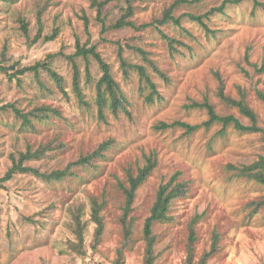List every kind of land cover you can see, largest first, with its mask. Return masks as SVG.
<instances>
[{
  "label": "rangeland",
  "instance_id": "rangeland-1",
  "mask_svg": "<svg viewBox=\"0 0 264 264\" xmlns=\"http://www.w3.org/2000/svg\"><path fill=\"white\" fill-rule=\"evenodd\" d=\"M125 1L98 0L106 2L99 17L92 0H0V178L12 167L13 157L29 149L51 146L42 157L24 163L49 173L67 168L103 141L112 140L95 165L74 164V175L61 181L18 172L3 183L0 264H115V260L144 264L146 219L159 186L177 173L188 191L171 206V218L154 225V264H186L191 227L196 235V261L211 250L218 235L217 249L207 264H264V207L258 205L264 199V185L238 174V168L264 155V133L239 131L230 125L220 134L221 123L201 125L209 118L205 108L190 107L208 99L217 113L251 123L220 96V76L226 95L240 99V88H245V101L264 128V100L258 95V90H264V72L254 66L264 62V0H259L263 6L254 12L253 0H243L212 14L206 21L215 33L187 17L182 18L181 26L171 20L156 22L176 0H133L131 20L137 25H155L108 28L120 18ZM223 1L189 0L176 5L171 13L176 17L186 12L199 15ZM21 17L28 24L27 32L21 27ZM157 26L179 40L174 42L177 49L171 48ZM40 29L41 37L35 40ZM56 29L57 37L46 41ZM77 42L94 45L110 63L128 98V113L106 109V121L99 118L96 83L102 70L92 56L89 61L76 58L83 92L80 99L69 58L76 52ZM121 45L128 63L146 66L161 97L155 94L149 102L151 88L138 71L130 68L129 75L124 74ZM128 45L144 48L151 61ZM50 54L54 55L50 66L61 75L65 91L44 68L39 79L34 71L20 72ZM43 103L56 107L60 114L52 113L43 121L32 118L29 126L22 124L12 107L29 111ZM177 120L201 126L192 133L178 126L156 127L161 121ZM153 154L156 167L138 188L125 218L131 228L128 238L121 184L129 186L130 175L137 174ZM92 197L106 202L101 211L105 230L95 247ZM76 206L82 207V219L87 223L84 254L68 248V241L76 239L71 228V210ZM119 249L124 257L119 256Z\"/></svg>",
  "mask_w": 264,
  "mask_h": 264
},
{
  "label": "trees",
  "instance_id": "trees-1",
  "mask_svg": "<svg viewBox=\"0 0 264 264\" xmlns=\"http://www.w3.org/2000/svg\"><path fill=\"white\" fill-rule=\"evenodd\" d=\"M93 3L97 6L98 9V15L100 17L101 11L103 8V5L106 2L100 3L98 0H92ZM133 0H126V5L121 6L122 14L120 18L114 23L111 24L108 28H121L125 26H131L136 29H143L145 27H148L150 25H155L152 23H142L140 25H137L134 21L131 20V16L134 14V6L132 4ZM189 0H176L174 4L172 5V8L166 9L164 12V16L162 19H156L155 21L160 24H165L168 21H172L177 25L181 26V20L183 17H187L193 21H197L200 23L207 32L209 33H215L214 29L210 28V26L207 23V19L210 18L212 14L215 12H223L225 7L228 4H234V3H240L243 0H224L221 5L214 6L207 12L203 14H194L191 12H186L181 14L180 16L176 17L172 15L171 9H173L176 5H178L181 2H188ZM254 7L253 12L258 6H263L262 2L259 0H253ZM21 27L23 28L24 32L28 31V24L25 21L24 18H20ZM88 18L85 17L86 24L88 22ZM161 33L163 34V37L167 39L169 42L171 48L177 49L175 47L174 42L179 41L175 37L169 36L166 32L161 30L159 26H157ZM107 30V27L103 23L102 32H105ZM59 30L56 29L51 36H46L45 40H54L58 35ZM41 37V29L39 30L36 38ZM34 40V41H35ZM77 50L74 54L70 55L69 58L73 61L74 65V79H73V85L75 90L78 93V96L81 100H83V92L81 90L80 86V70L79 67L76 64V58L79 56H82L87 61H89L90 56H92L99 64L102 75L99 78V80L96 83V102L98 106V115L101 120L106 121V109H110L115 114H118L120 110L126 111L128 113V107L127 104L129 103L128 98L125 96L120 84L115 79L111 65L110 63L106 62L104 58L101 56V54L96 50V47L90 46H81L79 42L76 44ZM131 49L140 52L145 59L150 60L146 56L145 49L140 46H132L128 45ZM249 48H247L246 53V60L249 61ZM124 46L121 45L119 47V56L121 57V66L123 68V72L126 76L129 75V69L134 68L138 71L141 78H144L146 82L149 84L151 88L150 94L147 95V99L149 102L154 101V95L157 94L158 97H161L159 94V91L157 90V84L156 82L150 77L149 73L147 72L145 65L140 64H132L128 63L123 55ZM54 55L50 54L47 59H44L42 61L37 62L35 65L28 66L23 68L20 72L24 73L27 71H34L37 78L39 79L40 69L44 68L46 69L54 78V80L57 82L59 87L62 91H65L64 89V83L61 75L57 73L56 70H54L50 63L52 61ZM151 61V60H150ZM152 63V62H151ZM155 70L160 73L161 75L165 76L164 71L160 70L156 65ZM254 66L256 67V70L259 72H264V62L259 66V64L255 63ZM89 73V72H88ZM90 74V73H89ZM219 75V74H218ZM90 77V75H89ZM220 80V96L222 99L233 106H236L240 112L248 117L251 121L250 124H244L239 118H237L235 115L229 114V115H221L217 113L215 110V107L213 104H211L208 99H205L203 102H193L190 107H200L205 108L209 114V118L207 121L202 123L201 125H204L206 127H209L213 123H221L222 129L219 131L220 134H224L227 127L232 125L236 130L239 131H246V132H263L264 128L260 127L258 124V118L256 112L248 105V103L245 101V88L241 87L240 90L242 91V95L240 99H236L231 97L230 95H226L224 91V81L219 76ZM40 81V80H39ZM41 83V81H40ZM41 85H43L41 83ZM258 95L260 99L264 100V90H258ZM13 111L15 115L22 119V124L25 126L33 125L32 124V118H35L39 121L46 120L48 118H51L52 113H55L56 115L60 114V110L56 107H53L47 103H43L40 105H37L33 107L29 111H24L14 105H12ZM187 107H189L187 105ZM35 125V124H34ZM200 124H190L188 122L184 121H173V122H166L161 121L159 124L156 125L158 129H167V128H173V127H183L186 129V133H192L195 131ZM111 141L112 140H105L102 143L98 145V147L92 151L91 153L87 155H83L80 159H78L74 164L78 165H95V161L98 159H101L105 156V153L110 149L111 147ZM51 148V146L48 144L46 146H42L41 148L32 151L27 150V152L20 153L19 157H13V165L9 168V170L6 172V174L0 178V190L4 187V182L10 180L15 173L23 172V173H34L37 176H40L44 178L46 181L52 182V181H61L64 178L68 176L74 175V172L71 170L72 165L68 166L65 169H56L54 171H51L49 173L47 172H40L37 168L32 166L25 165V161L29 159H37L42 157L46 152ZM157 159L155 155L148 157L147 163L144 166H139L137 174H131L130 175V184L129 186H126L124 184H121V187L123 189V192L125 194V229H126V235L129 238L131 234V228L126 223V216L132 209V205L135 200L136 192L140 185L147 179V177L151 174L153 169L156 167ZM238 174L240 176L247 177L249 179L255 180L258 183H261L264 185V155H260L256 160H254L251 164L243 165L241 168H238ZM187 184L184 182H181L178 180V173L173 175L171 179L166 182L162 183L158 190L156 195V200L151 208V213L149 217L146 219L145 226H144V239L146 241L145 245V253H144V264H154L156 260V254H155V244L157 240V236L153 234L154 225L157 222H165L168 221L171 218L170 211L171 206L175 202V200L181 199L186 193H187ZM105 200L102 202H99L97 197H92L91 199V220L96 223V230H95V239L93 247L96 246L97 243L100 242L102 239L104 230H105V222L104 218L101 215V211L105 205ZM259 206L264 207V199L258 202ZM72 214V220L73 223L71 224V228L73 232L76 235V239H70L68 241V248L72 251H75L80 254L85 253V229H86V222L82 219L83 209L81 206H76L71 210ZM196 239L195 230L193 227H191V233L189 237V244H188V255L186 259V264H207V261L209 257L212 255V253L215 252L217 249V239L218 235H215L214 241L212 244V248L210 251H207L203 254V256L196 261L195 260V248H194V241ZM119 256H123V251L118 250ZM115 264H120L119 260H115Z\"/></svg>",
  "mask_w": 264,
  "mask_h": 264
}]
</instances>
